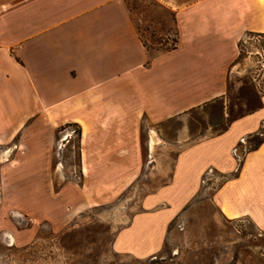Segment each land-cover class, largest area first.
Returning <instances> with one entry per match:
<instances>
[{
	"label": "crops",
	"instance_id": "1",
	"mask_svg": "<svg viewBox=\"0 0 264 264\" xmlns=\"http://www.w3.org/2000/svg\"><path fill=\"white\" fill-rule=\"evenodd\" d=\"M158 1L174 15L176 44L152 53L121 0H29L28 28L39 32L20 40L16 52L0 48V147L13 145L16 162L0 169L1 187L39 191L44 195L34 203L52 204V131L72 124L81 133V168L93 176L88 196L105 201L142 171L143 122L158 127L214 103L227 120L228 70L240 39L264 33V0ZM9 3L4 12L11 17L0 29L21 30V3ZM263 127L264 94L257 109L181 147L169 180L142 197L112 248L138 258L161 250L170 223L200 194L209 168L224 177L210 196L218 213L264 229ZM192 136L184 122L176 141ZM152 137L160 140L158 132ZM253 137L259 143L239 160L234 147ZM60 192L66 201L65 187Z\"/></svg>",
	"mask_w": 264,
	"mask_h": 264
},
{
	"label": "rangeland",
	"instance_id": "2",
	"mask_svg": "<svg viewBox=\"0 0 264 264\" xmlns=\"http://www.w3.org/2000/svg\"><path fill=\"white\" fill-rule=\"evenodd\" d=\"M11 1L0 0V23L11 17L4 12ZM19 1L22 29H9L7 24L0 29V48L12 53L18 49L20 40L39 32L28 28L29 0ZM121 1L148 51L157 53L175 46L171 10L158 0ZM238 49V58L226 78L227 120L221 118L220 103H214L189 110L158 127L143 122L142 171L128 188L111 199L94 202L88 196L93 193L94 183L93 176H86L80 165V129L72 124L54 127L52 204L34 203L33 198L44 195L39 191L0 186V264H264V229H257L246 218L227 219L211 203V194L224 181L222 174L212 168L201 177L200 194L170 223L161 250L138 258L112 248L117 231L141 210L142 197L169 180L175 155L181 147L207 130L222 131L227 121L260 106V96L264 94V33L245 34ZM184 122H188L193 136L176 141ZM156 132L160 140L151 147L150 135ZM261 132L264 134V127ZM259 141L258 137L242 141L234 147V155L241 160ZM10 148L0 147V169L16 163ZM63 187L67 198L64 202L60 194ZM84 201L90 204L79 208Z\"/></svg>",
	"mask_w": 264,
	"mask_h": 264
},
{
	"label": "bare ground",
	"instance_id": "3",
	"mask_svg": "<svg viewBox=\"0 0 264 264\" xmlns=\"http://www.w3.org/2000/svg\"><path fill=\"white\" fill-rule=\"evenodd\" d=\"M119 113V112H118ZM155 143V139L151 136V140H150V146L152 147V145ZM231 215V214H230Z\"/></svg>",
	"mask_w": 264,
	"mask_h": 264
},
{
	"label": "built area",
	"instance_id": "4",
	"mask_svg": "<svg viewBox=\"0 0 264 264\" xmlns=\"http://www.w3.org/2000/svg\"><path fill=\"white\" fill-rule=\"evenodd\" d=\"M63 139H66V136L63 138ZM234 151V150H233ZM237 156V155H236ZM237 158H239V157H237Z\"/></svg>",
	"mask_w": 264,
	"mask_h": 264
},
{
	"label": "trees",
	"instance_id": "5",
	"mask_svg": "<svg viewBox=\"0 0 264 264\" xmlns=\"http://www.w3.org/2000/svg\"><path fill=\"white\" fill-rule=\"evenodd\" d=\"M171 48H173V47H171ZM171 48H170V49H171ZM167 50H169V49H167Z\"/></svg>",
	"mask_w": 264,
	"mask_h": 264
}]
</instances>
